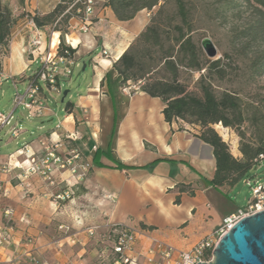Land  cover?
Returning a JSON list of instances; mask_svg holds the SVG:
<instances>
[{"label":"crops","instance_id":"1","mask_svg":"<svg viewBox=\"0 0 264 264\" xmlns=\"http://www.w3.org/2000/svg\"><path fill=\"white\" fill-rule=\"evenodd\" d=\"M29 1L31 5L26 4L22 10L42 15L59 0ZM106 2L97 1L87 32L76 29L79 16L68 20L65 41L75 49L73 66L87 56L91 81L70 101L72 111L64 108L59 120L62 126L53 131L52 138L58 140L64 132L78 131L82 139L87 136L92 146L96 144L95 150L86 153L87 141L76 140L74 144L83 154L78 161L86 160L93 176H98V194L106 191L113 198L90 196L86 189H93L95 184L84 183L85 189L78 190L75 185L76 194L71 199L52 200L49 193L54 191L53 186L37 181L27 187L18 178L20 169L1 170L8 161L25 160L28 154H19L23 145L0 153V228H6L10 221L15 235L13 245L0 247V264H28L27 253L49 264H98L87 238L80 244L75 242L78 236L72 225L76 218L79 222H98L101 228L108 223L137 227L144 231L143 247L156 239L187 250L210 236L226 216L242 208L228 197L232 187H216L210 182L215 158L212 146L198 136L199 125L182 119L166 121L164 102L141 91L139 85L131 96L126 94L131 84L121 85L113 62L144 29L151 11L141 9L132 19L118 20ZM26 27L27 21L12 32L9 51L2 58V75L24 78L25 69L38 61L25 55ZM51 41L58 44L59 32L51 31L48 39L44 36L37 52L44 53ZM104 48L109 57L102 56ZM86 107L91 110V122H80L79 113ZM52 114L49 109L46 117L52 118ZM3 138L0 136V150L9 144ZM26 143L29 151L39 147L37 142ZM62 175L71 176L67 171ZM86 199L96 208L84 207ZM8 208L11 214L5 213ZM58 228L70 233L57 236ZM24 235L31 236L33 242L21 241Z\"/></svg>","mask_w":264,"mask_h":264},{"label":"trees","instance_id":"2","mask_svg":"<svg viewBox=\"0 0 264 264\" xmlns=\"http://www.w3.org/2000/svg\"><path fill=\"white\" fill-rule=\"evenodd\" d=\"M106 5L118 20L132 19L141 9L151 11L144 29L113 62L121 85L140 82L141 91L159 97L166 121L182 119L199 125L198 136L212 146L215 158L210 182L216 187H233L250 173L259 154H264V84L255 83L264 76V0H107ZM79 8V1L59 0L48 13L28 17L39 28L53 24L61 31L57 52L67 50L72 57L75 49L65 43L63 35L68 20L81 15ZM199 11L222 23L231 19L228 50L218 58L207 57L193 38ZM14 22L11 9L0 0V76ZM186 69L199 72V92L189 91L181 80ZM235 77L244 78L247 86L254 85L247 100L239 89L219 84L233 83ZM34 79L32 74L29 81ZM71 108L67 102L65 110L71 112ZM218 122L238 134L241 157L233 156L213 128Z\"/></svg>","mask_w":264,"mask_h":264},{"label":"rangeland","instance_id":"3","mask_svg":"<svg viewBox=\"0 0 264 264\" xmlns=\"http://www.w3.org/2000/svg\"><path fill=\"white\" fill-rule=\"evenodd\" d=\"M3 3L7 4L9 8L12 11L13 17L15 18L14 25L12 27V32L15 30V27L19 25L20 23H25L27 21V25L29 26V17L28 14H31L30 11H24L22 10V7H26L31 5V2L27 0H3ZM32 15V14H31ZM196 18V29L193 32V38L194 40L200 44V41L203 37H210L213 43L215 44L217 48V55L214 58H218L223 55L225 51L228 50V28L229 24L228 22L231 20L230 17H228V22H221L218 18H211L205 14H203L202 11H199L195 15ZM60 28V26H59ZM27 29V33H29V27L25 28ZM77 29V27H76ZM41 35H42V43L44 40V36L46 39L49 38L51 35V31H57L59 32V41H60V34L61 31L54 29L53 24H49L45 26V33L43 34L42 28ZM11 36L9 39V44L5 50V53L2 55V58L4 55H6L9 51V45L11 42ZM64 33V41H65V34ZM28 41V37H27ZM66 43V41H65ZM50 44V43H49ZM48 44V47H49ZM69 45L68 43H66ZM25 48V55L28 56V58L35 59L32 54L29 53V46L26 45ZM70 46V45H69ZM48 49V48H47ZM38 51V50H37ZM36 54V53H35ZM103 57H109V53L107 56L102 55ZM213 59V58H212ZM2 62V59H1ZM86 66L83 69V65ZM2 64V63H1ZM39 67V62H33L28 66V69H25L24 78H21L20 75H17L15 77H10L9 75H2V76H8L9 78L4 79L1 82L0 85V111L8 114L13 109V97L16 91L20 94H24L27 84L29 83L30 75ZM202 72V71H201ZM199 77L198 71H190V70H182L181 72V80L186 83L187 89L191 92H199L197 86H196V80ZM236 78V77H235ZM244 78H236L233 83L230 82H220L221 87L226 88H237L240 91V94L243 96L245 100L249 98V94L252 92V87L254 85H246L243 83ZM91 81V68L88 64V57L84 56L82 60L78 63L77 66H71V73H68L66 75H59L56 83V89H51L50 86L42 81H39L40 90L39 93L43 97L45 104L48 106L49 109L54 111L55 114H52V118H47L46 114L49 112L46 111L45 114L37 117L33 116L27 109H25L23 106H18L14 112L13 116L10 119L9 123L1 130L0 136L4 135L5 140H9V144L7 147H4L0 150V153H6L8 151H11L12 149L22 146L23 148V154H28L25 159H28V157L31 156V154L35 157V160L37 164H39V170H31V167L26 163H23L25 160L20 162L19 164L22 165V168L17 173L19 180H21V184L25 185L27 187H30V185L34 184V182H41L45 185L53 186L54 191L49 193V198L52 200H69L71 199L76 193L75 185L78 186V190L83 188L84 183L88 186H93V189H90V187H87L86 191H90V196H95V198H98L100 195H104L108 199L111 196L110 193L106 191H102V194H98V176H93L91 172V167H89V163L86 162V160L83 162H79L80 156H83L81 151L78 149V145L74 144V142L77 141H87V149L86 153L92 152L96 149V144L92 146L90 143V140L87 136H85L84 139L82 138H76L71 139L68 137L69 132H64L63 135L60 136V139L54 140L52 138L53 131H56L57 129H60L62 126L61 122L59 121L63 115H64V108L67 104V102L74 101L77 98L78 93L82 92L87 84ZM16 82V83H15ZM258 84H264V76L258 77L255 82ZM141 83H135L130 85V89L126 91V94L128 96H131L133 92L137 89L138 85ZM133 86H136L133 87ZM64 91H67L65 95H63ZM251 91V92H250ZM122 92H124L122 90ZM59 121V122H58ZM79 121L84 122L88 121L91 122V110L89 107H86L85 110H81L79 113ZM57 125V126H56ZM213 128L220 134V136L228 143L230 152L233 154V156L239 158L241 157V153L239 151V136L236 133V131L230 127H225L221 123L212 124ZM11 127L16 128L17 130V136H14L11 133ZM75 133V132H74ZM247 136L250 133L249 129H246ZM81 134V133H80ZM75 136V135H74ZM77 136V135H76ZM37 142L39 144V147L37 149H31L29 151L28 145L26 142ZM26 143V144H24ZM90 143V146H88ZM83 146V145H82ZM46 148L48 150L53 151L54 156L59 157L61 160L71 158V163L67 164L64 163V166L61 167L60 164L62 162H56L54 161V157L51 158L48 163L50 165L49 172L45 169V174L41 173L42 166H41V159L45 156ZM85 150V149H84ZM90 150V151H89ZM16 152V151H15ZM77 154V158H73L74 155ZM85 159V158H84ZM9 162V161H8ZM7 163V162H6ZM17 163L18 162H14ZM85 167V169H84ZM16 167H12V169H15ZM11 169V170H12ZM24 169V170H23ZM75 169V173L72 172V170ZM10 170V171H11ZM26 170V173H25ZM67 171L70 173V177H63V172ZM81 173L80 176L78 174ZM260 177L261 180H264V160L262 161L260 166H255L251 169L250 173L244 177L242 180H240L238 183H236L230 191H228V197L231 198L234 203L239 207H244L247 203V199L251 195L250 187L246 183V179L255 176ZM35 177V178H34ZM34 178V179H33ZM76 182V183H75ZM75 183V184H74ZM67 186V187H66ZM68 188H71L69 190H72L73 193L69 194V197L66 198H59L57 195L63 194V191L68 190ZM65 189V190H64ZM85 189V188H83ZM2 190V189H0ZM113 198V197H112ZM87 203H85L84 207L87 209L96 208V205L92 203L91 200L86 199ZM79 218H76L75 223L72 225L73 231H75L76 235L78 236L77 240L75 242L77 244H80L79 241H84L87 238V243L90 246L91 250L95 251V257L98 264H106V261L101 260V258L98 256V222H79ZM10 221L6 223L5 227L7 229H3L4 227L0 228L1 231H5L8 238L10 239L9 244H4L2 247L11 246L14 244V226L10 227ZM110 224H122V223H108ZM132 227V226H130ZM103 228V227H102ZM137 228V227H134ZM91 229L94 231L93 234H89L88 230ZM139 229V228H137ZM142 234H144V231L139 229ZM57 236H63L68 233H70V230L67 229H57ZM72 233V232H71ZM21 241H25V243H28L31 241L33 242V239L31 236L24 235L23 238H21ZM85 242V241H84ZM151 241L149 242V244ZM148 244V245H149ZM86 245V244H85ZM147 245V246H148ZM28 254V253H27ZM24 254V256H28L29 259L28 264H40L42 262H46L44 260L38 261V258L33 256L29 253V255ZM33 258V260H32ZM18 263V262H17ZM19 264V263H18ZM23 264H27L23 263ZM49 264V263H48Z\"/></svg>","mask_w":264,"mask_h":264},{"label":"built area","instance_id":"4","mask_svg":"<svg viewBox=\"0 0 264 264\" xmlns=\"http://www.w3.org/2000/svg\"><path fill=\"white\" fill-rule=\"evenodd\" d=\"M76 1L81 3V8L77 10V12H80L81 14L79 16L80 23L77 26V29L80 32H87L92 24L91 17L98 0ZM28 23L29 33L27 45L30 48L29 53L38 60L39 67L33 72L35 79L29 81L24 94H20L17 91L14 94L13 109L8 114L0 111V133L9 123L14 110L18 106H23L33 116L39 117L45 114L49 108L39 93L41 87L39 81L48 84L51 89L57 90L56 83L58 76L71 73V66L75 64L67 50H64L63 54L57 52L59 42L56 46H52L51 41L48 49L44 53L39 54L37 50L42 44L41 30L31 19H29ZM102 54L107 56L108 50L104 48ZM7 78L9 77L1 75L0 85L1 82ZM125 90L126 89L123 91ZM10 130L14 136H17L16 128L11 127ZM68 137L71 139H74V137L81 138V134L76 131L73 134H69ZM46 149L45 156L41 159V166L43 167L41 170L42 174L46 173L45 169L49 172L50 165L48 161L53 157L54 161L62 162L60 164L61 167L64 166L65 162L67 164L71 163V158L61 160L59 157L54 156L53 151L48 150V148ZM77 156L78 155L75 154L73 158H77ZM263 160L264 154H259L255 166H260ZM26 162L31 167V170H39V164H37L35 157L32 154L28 159H25L23 163ZM12 167L22 168V165L19 163L7 162L1 165V170L10 171ZM72 172L75 173V169L72 170ZM80 175L81 173L78 174V176ZM246 183L251 190V195L247 199L246 205L239 208L236 212L226 216L219 227L210 236L198 241L190 249L179 250L168 243L156 239L151 240V243L148 246L143 247L141 243V237L143 234L139 229L125 224H108L103 228L98 226V256L101 258L102 262L106 261V264H197L202 261L208 262L212 259V250L216 242L227 230L232 228V226L243 216L264 210V180H261L260 177L255 175L247 178ZM0 189H2L1 184ZM69 189L71 188H68L63 194L57 195V197L61 199L69 197V194L73 193L72 190ZM5 213L11 214L12 210L8 208L5 210ZM4 229L6 230L7 227ZM88 232L89 234L94 233L91 229H89ZM9 242L10 239L6 232L4 230L1 231L0 247L4 244H9ZM40 264L48 263L42 262Z\"/></svg>","mask_w":264,"mask_h":264},{"label":"water","instance_id":"5","mask_svg":"<svg viewBox=\"0 0 264 264\" xmlns=\"http://www.w3.org/2000/svg\"><path fill=\"white\" fill-rule=\"evenodd\" d=\"M200 44L207 57L217 55L210 37H203ZM197 264H264V210L240 218L218 239L212 259Z\"/></svg>","mask_w":264,"mask_h":264},{"label":"bare ground","instance_id":"6","mask_svg":"<svg viewBox=\"0 0 264 264\" xmlns=\"http://www.w3.org/2000/svg\"><path fill=\"white\" fill-rule=\"evenodd\" d=\"M76 40L75 39H72V43L75 44ZM52 46H55L53 43H52ZM19 154L22 155L23 152L22 151H19Z\"/></svg>","mask_w":264,"mask_h":264}]
</instances>
